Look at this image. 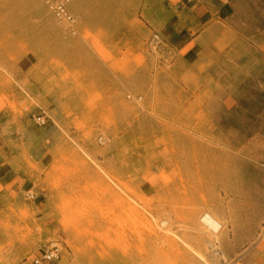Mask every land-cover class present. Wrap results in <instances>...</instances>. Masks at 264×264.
Wrapping results in <instances>:
<instances>
[{
    "label": "rangeland",
    "instance_id": "1",
    "mask_svg": "<svg viewBox=\"0 0 264 264\" xmlns=\"http://www.w3.org/2000/svg\"><path fill=\"white\" fill-rule=\"evenodd\" d=\"M219 2L0 0V264H264V0Z\"/></svg>",
    "mask_w": 264,
    "mask_h": 264
},
{
    "label": "built area",
    "instance_id": "2",
    "mask_svg": "<svg viewBox=\"0 0 264 264\" xmlns=\"http://www.w3.org/2000/svg\"><path fill=\"white\" fill-rule=\"evenodd\" d=\"M72 1L73 0H44V4L59 25L63 26L70 35H76L78 18L70 10ZM32 119L37 126L42 127L45 126L46 122L49 120V116L45 111L40 109L36 114L32 115ZM202 220L203 217L200 216L199 222L206 228ZM60 254L61 247L59 242L50 241L40 250L39 254L31 259L30 264H53L59 258Z\"/></svg>",
    "mask_w": 264,
    "mask_h": 264
},
{
    "label": "crops",
    "instance_id": "3",
    "mask_svg": "<svg viewBox=\"0 0 264 264\" xmlns=\"http://www.w3.org/2000/svg\"><path fill=\"white\" fill-rule=\"evenodd\" d=\"M220 2H219V5H220V7H219V11H220V13L221 14H225L226 12H225V8H226V10L228 9V8H232V3H233V1L234 0H219ZM224 8V9H223ZM229 10V9H228ZM195 18L196 19H199L198 17H196L195 16ZM201 19V18H200ZM175 21V20H174ZM173 21V22H174ZM172 23V22H171ZM77 25H78V23H77ZM169 25L170 24H168L167 26H166V30H164L163 31V35L165 34V36L166 35H169L170 37H172L171 38V40L172 41H174L176 38H178L179 37V34L178 33H176L177 32V30H175L174 28L173 29H170V27H169ZM168 29V30H167ZM177 40V39H176ZM187 44H189V42L188 43H186V45L185 46H187ZM1 185V184H0ZM2 202H3V200L6 198V195L5 194H3L2 193Z\"/></svg>",
    "mask_w": 264,
    "mask_h": 264
},
{
    "label": "bare ground",
    "instance_id": "4",
    "mask_svg": "<svg viewBox=\"0 0 264 264\" xmlns=\"http://www.w3.org/2000/svg\"><path fill=\"white\" fill-rule=\"evenodd\" d=\"M77 28V27H76ZM201 217H203L202 222L210 228L213 233H218L222 229L221 223L209 214L204 213Z\"/></svg>",
    "mask_w": 264,
    "mask_h": 264
}]
</instances>
